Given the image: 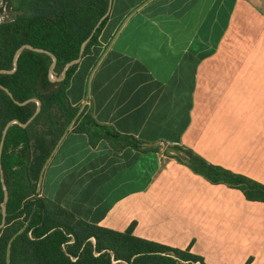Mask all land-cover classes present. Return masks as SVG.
Returning <instances> with one entry per match:
<instances>
[{
	"label": "crops",
	"instance_id": "obj_1",
	"mask_svg": "<svg viewBox=\"0 0 264 264\" xmlns=\"http://www.w3.org/2000/svg\"><path fill=\"white\" fill-rule=\"evenodd\" d=\"M67 96L142 144L70 128L41 195L207 264H264V202L166 152L186 146L264 184V0H112Z\"/></svg>",
	"mask_w": 264,
	"mask_h": 264
},
{
	"label": "trees",
	"instance_id": "obj_2",
	"mask_svg": "<svg viewBox=\"0 0 264 264\" xmlns=\"http://www.w3.org/2000/svg\"><path fill=\"white\" fill-rule=\"evenodd\" d=\"M8 6L0 21V69L14 67V52L23 44L52 52L57 57L53 72L51 54L24 48L14 72H0V140L6 124L26 122L42 101L30 124L12 123L2 151L0 171V222L4 184L8 189L7 222L0 228V264H207L190 247L181 249L137 236L133 222L116 230L78 217L73 211L41 195L46 165L64 135L73 129L85 132L94 144L111 143L141 147L132 135L99 123L86 106L72 105L67 96L78 63L64 79L65 65L79 56L82 44L108 10L110 0H2ZM106 17L84 47V55L98 43ZM54 77V78H52ZM211 183L240 189L249 200L264 202V184L241 173L209 162L192 148L174 145L166 151ZM183 155V156H182Z\"/></svg>",
	"mask_w": 264,
	"mask_h": 264
},
{
	"label": "water",
	"instance_id": "obj_3",
	"mask_svg": "<svg viewBox=\"0 0 264 264\" xmlns=\"http://www.w3.org/2000/svg\"><path fill=\"white\" fill-rule=\"evenodd\" d=\"M111 4H112V0H110V4H109V7H108V10L106 11L105 14H103V16L98 20V22L96 23V25L94 26L91 34L85 39V41L83 42L82 44V48H81V51H80V54L78 57H76L75 59L69 61L65 67H64V70H63V74L58 77L57 79L58 80H62L66 77L67 75V72H68V69L71 65L75 64V63H78L83 55H84V47L85 45L87 44V42L92 38V36L94 35V33L96 32L97 28L101 25V23L103 22V20L108 17L109 15V12H110V9H111ZM26 47H29V48H32V49H35V50H39V51H45V52H48L49 54L52 55L53 57V63L51 64L50 66V72H53V70L55 69L56 67V64H57V57L50 51L48 50H45V49H40V48H37L31 44H23L22 46H20L15 52H14V67L12 69H0V72L2 71H9V72H14L17 70L18 68V55L21 53V51L26 48ZM54 78V77H52ZM0 87H2L3 89H5L9 95L15 100L13 94L11 93V91L4 85H2L0 83ZM29 101H36L38 103V107L36 109V111L34 112V114L26 121V122H21L20 120L18 119H13L11 121H9L5 128L3 129V132H2V136H1V140H0V171H1V175L3 176V168H2V161H1V158H2V151H3V147H4V142H5V138H6V135H7V131H8V128L9 126L14 123V122H18L19 124H21L22 126H27L28 124H30L32 122V120L35 118V116L39 113V111L41 110V105H42V101L38 98V97H31V98H28L22 102L20 101H17V103L19 104H25ZM3 181V184H4V200L2 202V220L0 222V228H2L6 222H7V207H6V201L8 199V189H7V186L5 185V181L4 179H2Z\"/></svg>",
	"mask_w": 264,
	"mask_h": 264
},
{
	"label": "built area",
	"instance_id": "obj_4",
	"mask_svg": "<svg viewBox=\"0 0 264 264\" xmlns=\"http://www.w3.org/2000/svg\"><path fill=\"white\" fill-rule=\"evenodd\" d=\"M7 13H8V8H7L6 3L3 2L2 0H0V21H2L7 16ZM97 64H98V61L95 63V66H94L92 72L96 68ZM92 72H91V74H92ZM83 106H90V100L88 97L85 99Z\"/></svg>",
	"mask_w": 264,
	"mask_h": 264
},
{
	"label": "rangeland",
	"instance_id": "obj_5",
	"mask_svg": "<svg viewBox=\"0 0 264 264\" xmlns=\"http://www.w3.org/2000/svg\"><path fill=\"white\" fill-rule=\"evenodd\" d=\"M8 7V6H7ZM55 150V149H54ZM167 151V150H166ZM183 156V155H182ZM43 182H44V179L42 178V180H41V184L43 185Z\"/></svg>",
	"mask_w": 264,
	"mask_h": 264
}]
</instances>
